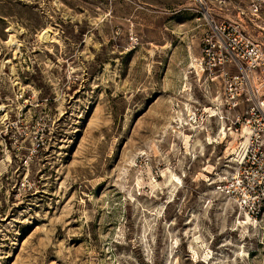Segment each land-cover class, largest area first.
<instances>
[{
  "label": "rangeland",
  "instance_id": "rangeland-1",
  "mask_svg": "<svg viewBox=\"0 0 264 264\" xmlns=\"http://www.w3.org/2000/svg\"><path fill=\"white\" fill-rule=\"evenodd\" d=\"M211 21L264 49V0H0V264H259Z\"/></svg>",
  "mask_w": 264,
  "mask_h": 264
},
{
  "label": "built area",
  "instance_id": "built-area-1",
  "mask_svg": "<svg viewBox=\"0 0 264 264\" xmlns=\"http://www.w3.org/2000/svg\"><path fill=\"white\" fill-rule=\"evenodd\" d=\"M208 29L201 44L202 72L218 75L228 91L238 89L227 94L224 109L234 112L230 122L235 131H246L231 159L232 170L222 173L215 189L235 205L245 224L259 228V264H264V49L257 43L242 48L244 40L234 22L211 21ZM238 103L246 109L239 111Z\"/></svg>",
  "mask_w": 264,
  "mask_h": 264
},
{
  "label": "bare ground",
  "instance_id": "bare-ground-1",
  "mask_svg": "<svg viewBox=\"0 0 264 264\" xmlns=\"http://www.w3.org/2000/svg\"><path fill=\"white\" fill-rule=\"evenodd\" d=\"M48 32H49V30L47 29H45V30H43V32H42V34H41V36H40V38L41 39H47L48 38ZM51 39V38H50ZM194 65V64H193ZM193 67V66H192ZM218 115V114H217ZM215 115H211V117H214ZM219 117V116H218ZM180 120H181V118H179ZM176 121V120H175ZM223 125V124H222ZM180 127V126H179ZM182 127V126H181ZM220 133L222 134V135H225V131H224V128H223V126H221V128H220Z\"/></svg>",
  "mask_w": 264,
  "mask_h": 264
}]
</instances>
